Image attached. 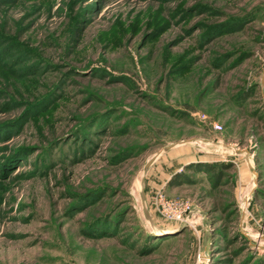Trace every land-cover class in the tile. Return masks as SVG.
Segmentation results:
<instances>
[{"label":"rangeland","instance_id":"1","mask_svg":"<svg viewBox=\"0 0 264 264\" xmlns=\"http://www.w3.org/2000/svg\"><path fill=\"white\" fill-rule=\"evenodd\" d=\"M263 78L264 0H0V264H264Z\"/></svg>","mask_w":264,"mask_h":264},{"label":"built area","instance_id":"2","mask_svg":"<svg viewBox=\"0 0 264 264\" xmlns=\"http://www.w3.org/2000/svg\"><path fill=\"white\" fill-rule=\"evenodd\" d=\"M171 210H172V217L173 219H171L172 221L177 220H183V214L184 213H191V205L189 203H175L174 205L171 206Z\"/></svg>","mask_w":264,"mask_h":264},{"label":"water","instance_id":"3","mask_svg":"<svg viewBox=\"0 0 264 264\" xmlns=\"http://www.w3.org/2000/svg\"><path fill=\"white\" fill-rule=\"evenodd\" d=\"M263 81H264V78H263ZM174 146H176V145H173V146H169V147H167V148H165L164 150H163V152H167V151H169V150H171ZM162 152V153H163ZM161 153V154H162ZM161 154H159V155H161ZM159 155H157L156 157H154L146 166H145V171H147L148 170V168H149V166L152 164V162L159 156ZM142 196V202H143V207H144V211H145V214H146V217L151 221V219H150V216L148 215V213H147V209H146V207H145V200H144V191H142V194H141ZM184 228H186V226H184Z\"/></svg>","mask_w":264,"mask_h":264},{"label":"trees","instance_id":"4","mask_svg":"<svg viewBox=\"0 0 264 264\" xmlns=\"http://www.w3.org/2000/svg\"><path fill=\"white\" fill-rule=\"evenodd\" d=\"M185 182L184 179L181 177L180 179V176L177 174L175 175L172 180L169 182L170 185H173V184H181Z\"/></svg>","mask_w":264,"mask_h":264}]
</instances>
